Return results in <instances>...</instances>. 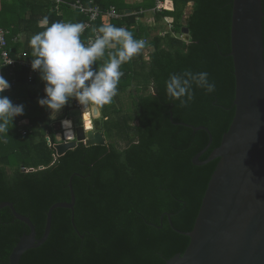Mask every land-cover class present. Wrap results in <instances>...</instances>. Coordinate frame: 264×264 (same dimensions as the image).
Returning a JSON list of instances; mask_svg holds the SVG:
<instances>
[{"label":"trees","instance_id":"16d2710c","mask_svg":"<svg viewBox=\"0 0 264 264\" xmlns=\"http://www.w3.org/2000/svg\"><path fill=\"white\" fill-rule=\"evenodd\" d=\"M62 1L0 0V26L9 32L13 57L32 62L30 39L45 30L41 26L45 17L48 26L89 21L88 13L72 6L78 0ZM80 1L90 5V0ZM93 2L103 10L114 6L121 17L100 15L85 29L82 41H90L105 24L124 27L135 39L148 41L141 55L121 66L124 75L118 95L100 109L107 143H80L57 156L54 144L59 142V130L54 123L69 118L78 101L72 98L73 108L69 101L62 115L53 119L51 110L38 103L46 98L41 73L30 83L29 69L5 66L0 49V75L11 85L0 96L24 106V114L9 123L8 134L0 133V204L13 203L31 219L41 238L51 206L72 202V183L74 214L69 208H56L47 241L26 251L21 264H166L189 246L185 233L194 228L219 162L196 165L193 158L212 139L200 160L209 158L235 115L234 0H171V5L164 0L163 10L155 18L161 21L171 16L173 28L156 35L138 21L139 14L125 12L132 5L118 0ZM148 2L145 7L154 4V0ZM190 3L193 8L187 14ZM184 27L189 28V41L183 39ZM22 34L27 35L25 42ZM185 70L209 73V82L216 89L208 93L193 85L194 100L181 107L180 101L169 100L166 81L171 74ZM131 86L134 90L126 104L120 94ZM185 124L205 126L210 133ZM22 129L27 133L22 134ZM30 232L28 224L17 219L9 207L0 209V264H10L15 246Z\"/></svg>","mask_w":264,"mask_h":264},{"label":"water","instance_id":"95a60500","mask_svg":"<svg viewBox=\"0 0 264 264\" xmlns=\"http://www.w3.org/2000/svg\"><path fill=\"white\" fill-rule=\"evenodd\" d=\"M263 19V0H234L231 56L236 78L235 115L220 146L213 150L209 158L200 160V156L210 148L212 139L193 158L196 165L216 159L219 162L209 181L194 228L185 233L190 238L189 246L183 253L170 258L166 264H264ZM183 39H191L187 27L183 29ZM69 101V106L73 108L72 98ZM72 110L67 119L73 122L76 135L66 139L61 121L59 142L54 144L59 157L75 149L80 143L87 146L107 143L100 118H96L91 111H83L84 115H90L91 127L87 126V121L78 125ZM100 115L99 109V117ZM185 125L210 133L205 126ZM42 132L46 133L45 127ZM70 188L72 202H58L51 206L47 213L45 233L41 238L37 237L36 227L31 219L19 213L13 203L5 201L0 204V209L9 207L14 216L28 224L31 230L15 246L10 255V264H21L26 251L47 241L56 208H69L74 214L76 196L72 183Z\"/></svg>","mask_w":264,"mask_h":264},{"label":"clouds","instance_id":"9594fccd","mask_svg":"<svg viewBox=\"0 0 264 264\" xmlns=\"http://www.w3.org/2000/svg\"><path fill=\"white\" fill-rule=\"evenodd\" d=\"M48 24L45 17L41 23L42 27L46 26L45 30L30 39L31 67L38 70L46 82V98L39 99L38 103L56 114L67 106L70 98L85 106V110L92 106L99 110L111 104L118 95V85L124 75L121 66L141 55L148 45L144 39H135L128 29L112 24L100 26L95 30L98 32L95 39L87 43L81 39L86 27L83 23ZM97 64L98 68L95 67ZM193 85L208 93L216 89L215 83L209 82V73L185 70L171 74L166 81L169 100L180 101L181 107H187L194 100ZM10 88V83L0 75V93ZM23 114V105L0 96V133L8 134L9 123ZM62 127L66 139L76 135L71 120H63Z\"/></svg>","mask_w":264,"mask_h":264},{"label":"built area","instance_id":"2783aa9c","mask_svg":"<svg viewBox=\"0 0 264 264\" xmlns=\"http://www.w3.org/2000/svg\"><path fill=\"white\" fill-rule=\"evenodd\" d=\"M58 3L63 2L62 0H56ZM155 7L154 11L155 13L161 12L163 10L164 0H155ZM74 8H79L81 11L86 12L89 14V21L84 23L86 28L90 27L92 25V22L98 19L100 15H106L109 18H120L121 15L117 11V9L112 6L111 8L107 10H103L99 5L94 4L93 0H90V5H84L80 0H78L76 3L72 4ZM166 24L169 26V29L172 30L173 23L171 20H169L167 17L165 18ZM8 30L0 26V49H1V59L5 66H8L10 68H15L18 65L26 66L29 69V82L32 83L36 76L40 73L38 70H33L31 67L32 62L27 61L23 58H15L12 56L11 52L12 49L9 47L8 43ZM98 32L96 31L94 36L90 38V40H94ZM148 53V51H147ZM149 59V57H148ZM17 105V104H16ZM77 107H81L79 102L77 103ZM27 130L22 129V134H26ZM50 141V140H49Z\"/></svg>","mask_w":264,"mask_h":264},{"label":"crops","instance_id":"0c3cea01","mask_svg":"<svg viewBox=\"0 0 264 264\" xmlns=\"http://www.w3.org/2000/svg\"><path fill=\"white\" fill-rule=\"evenodd\" d=\"M120 1V3H125L126 5L128 4V6L132 5L133 7L132 8H125V12L126 13H131L133 11V13L135 14H139L138 15V21L139 22H143L145 24V26H149L150 27V30H152L154 32L155 29H157L158 27H161V28H164V34L168 31H172L169 29V26L166 24V20L165 18L167 17L169 20L172 21V17L171 16H165L163 18V20L161 21H157L156 18H155V11H154V7L156 5L155 3V0H154V4L151 6V7H145L144 5H149V4H146L148 2V0H118ZM149 3V2H148ZM169 4L171 5V0L169 2ZM137 6H140L137 7ZM193 8V4L190 3L188 5V8L186 10L187 14H189L191 12ZM119 14L121 15V13L119 12ZM156 35V33H154ZM157 34H163V32H160V33H157ZM20 38L22 39L23 42L26 41L27 39V35L25 34H22L20 36ZM23 53V52H22ZM22 55V54H20ZM22 57V56H20ZM64 110V109H63ZM63 110H61V113H63ZM98 111V110H97ZM99 112V111H98ZM51 117L54 119L55 117L52 115L51 113ZM98 118V117H96ZM83 119V117H82ZM99 119V118H98ZM100 119L102 120V117L100 116ZM57 123V121L55 122ZM54 123V124H55ZM103 123V122H102ZM83 124H84V119H83ZM59 134V133H58Z\"/></svg>","mask_w":264,"mask_h":264},{"label":"rangeland","instance_id":"374dc122","mask_svg":"<svg viewBox=\"0 0 264 264\" xmlns=\"http://www.w3.org/2000/svg\"><path fill=\"white\" fill-rule=\"evenodd\" d=\"M193 4V3H192ZM160 32H163L164 33V28H161V27H158L157 29H155L154 30V32H153V34L154 33H160ZM145 52V54L147 55V50H145L144 51ZM147 59H148V55H147ZM132 90H134V88L131 86V87H129L128 89H127V91H125L124 93H121L120 95H121V99L122 100H124V102L126 103V104H129V96H128V94H129V92L130 91H132ZM94 108H95V106H92V107H90V110H91V112L92 111H94ZM64 109V108H63ZM62 109V110H63ZM51 113H52V111H51ZM61 113V111L59 112V113H55V112H53L52 113V115L55 117V119L57 120L62 114H60ZM101 116V115H100ZM98 118H100L99 116H98ZM54 127L56 128V129H58L59 130V133L60 132H62V128H61V122H57V123H55L54 124ZM59 137H60V134H59Z\"/></svg>","mask_w":264,"mask_h":264},{"label":"bare ground","instance_id":"6f19581e","mask_svg":"<svg viewBox=\"0 0 264 264\" xmlns=\"http://www.w3.org/2000/svg\"><path fill=\"white\" fill-rule=\"evenodd\" d=\"M83 111H91L90 108L85 110V106L83 108H76L72 110V115L75 118L76 122L78 125L83 124V119L84 123L87 121V126L90 128L91 127V121H90V115L87 113L86 115L83 114ZM92 113L95 115V117L99 116V112L97 110L92 111ZM83 117V119H82Z\"/></svg>","mask_w":264,"mask_h":264},{"label":"flooded vegetation","instance_id":"af4514ba","mask_svg":"<svg viewBox=\"0 0 264 264\" xmlns=\"http://www.w3.org/2000/svg\"><path fill=\"white\" fill-rule=\"evenodd\" d=\"M85 124V123H84Z\"/></svg>","mask_w":264,"mask_h":264}]
</instances>
